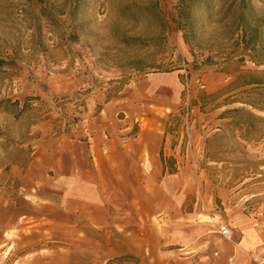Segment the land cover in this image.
<instances>
[{"label":"rangeland","instance_id":"rangeland-1","mask_svg":"<svg viewBox=\"0 0 264 264\" xmlns=\"http://www.w3.org/2000/svg\"><path fill=\"white\" fill-rule=\"evenodd\" d=\"M156 73L179 77L175 152L197 156L212 212L264 210V0H0V264L40 127L68 129L90 100Z\"/></svg>","mask_w":264,"mask_h":264},{"label":"crops","instance_id":"crops-1","mask_svg":"<svg viewBox=\"0 0 264 264\" xmlns=\"http://www.w3.org/2000/svg\"><path fill=\"white\" fill-rule=\"evenodd\" d=\"M181 91L177 74H152L90 100L68 129L40 127L17 175L26 208L10 222V264H258L264 210L220 219L205 170L201 189L192 183L197 156L175 152Z\"/></svg>","mask_w":264,"mask_h":264},{"label":"built area","instance_id":"built-area-1","mask_svg":"<svg viewBox=\"0 0 264 264\" xmlns=\"http://www.w3.org/2000/svg\"><path fill=\"white\" fill-rule=\"evenodd\" d=\"M221 233L226 236V237H231V230L227 227H222L221 228ZM230 260H232V258H230ZM260 260V264H264V258L259 259Z\"/></svg>","mask_w":264,"mask_h":264}]
</instances>
